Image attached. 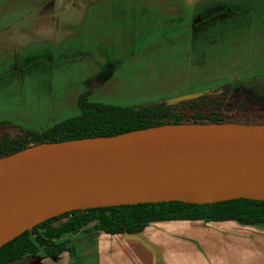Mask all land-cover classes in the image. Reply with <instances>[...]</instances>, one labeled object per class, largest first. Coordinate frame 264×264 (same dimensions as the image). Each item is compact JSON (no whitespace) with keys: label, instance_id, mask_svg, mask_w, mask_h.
Wrapping results in <instances>:
<instances>
[{"label":"rangeland","instance_id":"374dc122","mask_svg":"<svg viewBox=\"0 0 264 264\" xmlns=\"http://www.w3.org/2000/svg\"><path fill=\"white\" fill-rule=\"evenodd\" d=\"M262 72L264 0H0V136L77 116L86 90L188 119L189 100ZM211 98L202 114L253 123L233 92Z\"/></svg>","mask_w":264,"mask_h":264},{"label":"water","instance_id":"95a60500","mask_svg":"<svg viewBox=\"0 0 264 264\" xmlns=\"http://www.w3.org/2000/svg\"><path fill=\"white\" fill-rule=\"evenodd\" d=\"M242 198L264 201V123L164 124L36 144L0 157V248L74 210Z\"/></svg>","mask_w":264,"mask_h":264},{"label":"trees","instance_id":"16d2710c","mask_svg":"<svg viewBox=\"0 0 264 264\" xmlns=\"http://www.w3.org/2000/svg\"><path fill=\"white\" fill-rule=\"evenodd\" d=\"M230 88L229 84L186 102L195 106H192L194 112L188 119L182 113L173 112L172 107L165 103L133 108L91 102L88 99L90 92L86 90L77 98V116L40 131L20 132L15 137L2 134L0 157L36 144L114 136L164 124L234 122L226 120L218 112L201 113L202 106H207L205 104L211 97L229 94ZM60 219L64 221L58 227L54 226L53 223ZM198 219L264 225V201L242 198L203 205L163 202L74 210L46 220L3 245L0 248V264H22L27 255L37 253L40 248L53 258L63 252L72 255L68 241L61 240L62 236L77 233L89 225L108 234H120L139 232L152 222Z\"/></svg>","mask_w":264,"mask_h":264},{"label":"crops","instance_id":"0c3cea01","mask_svg":"<svg viewBox=\"0 0 264 264\" xmlns=\"http://www.w3.org/2000/svg\"><path fill=\"white\" fill-rule=\"evenodd\" d=\"M61 240L72 255L53 258L40 248L22 264H264V225L234 220H164L120 234L89 225Z\"/></svg>","mask_w":264,"mask_h":264},{"label":"flooded vegetation","instance_id":"af4514ba","mask_svg":"<svg viewBox=\"0 0 264 264\" xmlns=\"http://www.w3.org/2000/svg\"><path fill=\"white\" fill-rule=\"evenodd\" d=\"M230 85L243 106L245 117L253 123H264V72L237 78Z\"/></svg>","mask_w":264,"mask_h":264}]
</instances>
